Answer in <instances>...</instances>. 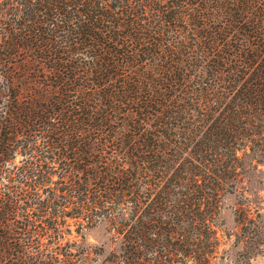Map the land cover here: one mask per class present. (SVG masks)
<instances>
[{"label":"trees","instance_id":"1","mask_svg":"<svg viewBox=\"0 0 264 264\" xmlns=\"http://www.w3.org/2000/svg\"><path fill=\"white\" fill-rule=\"evenodd\" d=\"M263 168L264 0H0V264L250 262Z\"/></svg>","mask_w":264,"mask_h":264},{"label":"rangeland","instance_id":"2","mask_svg":"<svg viewBox=\"0 0 264 264\" xmlns=\"http://www.w3.org/2000/svg\"><path fill=\"white\" fill-rule=\"evenodd\" d=\"M264 169V168H263ZM260 178L264 179V173L258 175ZM262 191V196L264 197V185L261 187ZM262 208H263V213H264V200H263V204H262ZM223 230L225 232H231L233 233L235 231V217H234V213L232 211V209H228L225 214H224V225H223ZM91 240L94 241L95 237L99 236V232L97 230H95L94 232L91 233ZM230 245L233 244L232 242H229ZM261 247V252L259 255H257L252 261L248 262L243 260L242 258H240L237 261V249H231L230 251V255L228 257V259H226L225 261L221 262L220 264H264V244L260 246ZM231 248V247H230Z\"/></svg>","mask_w":264,"mask_h":264}]
</instances>
